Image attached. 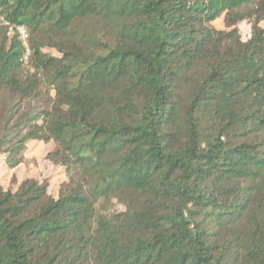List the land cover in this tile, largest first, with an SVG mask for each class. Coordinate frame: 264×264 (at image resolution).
Wrapping results in <instances>:
<instances>
[{
  "label": "trees",
  "instance_id": "trees-1",
  "mask_svg": "<svg viewBox=\"0 0 264 264\" xmlns=\"http://www.w3.org/2000/svg\"><path fill=\"white\" fill-rule=\"evenodd\" d=\"M30 140L65 178L0 185V264H264V0H0V159Z\"/></svg>",
  "mask_w": 264,
  "mask_h": 264
},
{
  "label": "rangeland",
  "instance_id": "rangeland-1",
  "mask_svg": "<svg viewBox=\"0 0 264 264\" xmlns=\"http://www.w3.org/2000/svg\"><path fill=\"white\" fill-rule=\"evenodd\" d=\"M214 25L225 30L222 18L217 19ZM241 37L244 39L248 36V23L246 20L240 21L237 25ZM56 54L55 51H51ZM52 145L36 140L26 142L21 161L13 167H8L4 157L0 159V185L8 188L12 180L19 184L25 179H35L47 184L48 193L56 195L60 182L65 178L61 167L53 165L45 157Z\"/></svg>",
  "mask_w": 264,
  "mask_h": 264
},
{
  "label": "built area",
  "instance_id": "built-area-1",
  "mask_svg": "<svg viewBox=\"0 0 264 264\" xmlns=\"http://www.w3.org/2000/svg\"><path fill=\"white\" fill-rule=\"evenodd\" d=\"M18 32H19V35H20L22 42L25 44L26 37H27V32H26L25 28L18 27Z\"/></svg>",
  "mask_w": 264,
  "mask_h": 264
}]
</instances>
